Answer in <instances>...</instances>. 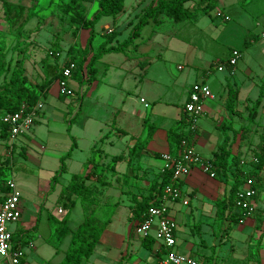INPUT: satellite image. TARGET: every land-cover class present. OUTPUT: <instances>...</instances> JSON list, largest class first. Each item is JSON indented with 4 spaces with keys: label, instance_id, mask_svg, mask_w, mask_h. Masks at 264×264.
I'll return each instance as SVG.
<instances>
[{
    "label": "crops",
    "instance_id": "1",
    "mask_svg": "<svg viewBox=\"0 0 264 264\" xmlns=\"http://www.w3.org/2000/svg\"><path fill=\"white\" fill-rule=\"evenodd\" d=\"M152 1L139 0L129 7L125 6L123 12L115 18L102 17L95 27L96 37L102 39L99 44L104 43L106 37L111 35L112 46L127 40L143 9ZM212 1L218 3V0ZM187 5L191 7L194 2ZM210 13H201L196 20L182 23L180 27L175 26L176 23L170 18L161 17V24L156 26L153 22L151 30L145 35L143 29L126 53H109L98 60L95 65L96 77L88 90L87 85L71 80V96L60 98V93H55L58 100L48 102L51 89L47 101H43L42 112L37 115L32 134L18 140L13 153L14 159L10 153L3 152V160L11 157L12 164H15L21 153L27 161L30 158L36 159L37 156L33 155L40 150L43 154L48 151L60 162L55 170H48L47 177L52 179L48 181L49 191L52 193L41 191L38 186L40 178L37 181L26 179L23 184L25 187L22 188L18 184L23 209L20 222L24 229L21 231L32 232V237L37 235L42 242L41 248L48 246L54 249V263L50 264H61L64 260L72 240V232L83 223L88 211L77 202L68 220L71 233L63 239L55 235L57 222L68 213L65 201L60 198L63 190L73 175L84 176L91 170H97L105 177L106 185L101 188L102 202L99 210L105 208V205H110L114 210L111 222L95 252L83 264H159L156 253L143 248L142 237L135 236L131 229V194L149 195L151 184L163 172V154L176 155L183 137H189L195 150L204 158L213 160L214 154L224 142L222 129L228 131L225 123L235 120V115L229 114L225 109L227 85H232L238 91L236 105L251 99L257 88L254 79L241 76L238 64L231 67L227 63L228 59L220 57L221 52L211 49L216 45L220 34L213 36L219 31L218 28L211 21L203 20ZM225 19L229 21L228 15ZM123 34L127 37L120 41L118 37ZM84 46L80 44V47ZM90 49L92 54L98 50L93 45ZM218 62L221 63L217 65ZM221 65L223 70L218 69ZM87 79L85 76V82ZM200 82L210 86L214 98L205 102L204 115L196 121L197 130L193 134L184 105L192 86ZM258 90L259 96L260 88ZM54 113L56 121L52 119ZM69 114L70 119L75 118L70 133L67 118ZM46 118L49 122L53 121L48 122L50 125L56 124V130L50 129L48 134L43 135L40 127ZM174 130L176 134L173 135ZM72 138L75 148L71 157L65 160V171L69 178L62 181L61 175L54 185L55 173L60 171L61 158L72 147ZM43 154H37V159ZM118 156H122V159L115 160ZM43 158L42 156V161ZM30 162L34 163V160ZM8 173L10 175L5 180L16 181L17 175L12 171ZM203 174L200 169L195 168L179 184L189 198L188 206L181 202H168L170 216L178 224L177 249L184 247L188 256H196L200 264H251L246 257L250 253L248 238L254 231V217L237 225L231 232L230 241L221 240L220 228L223 229L226 225L216 217V202L226 196L224 191L230 187H226L224 177L211 180ZM4 195L5 191L0 190V203L4 201ZM79 207L83 208L85 215H75ZM59 210L63 212L60 213ZM96 215L101 217L100 211ZM246 224H249L247 232ZM156 246L157 250L159 246ZM33 248L36 249L34 245ZM141 249L146 252L143 258L130 263L132 256ZM130 250L132 251L129 252ZM23 260L24 264H29L27 254ZM260 260L264 264V243L260 250Z\"/></svg>",
    "mask_w": 264,
    "mask_h": 264
},
{
    "label": "trees",
    "instance_id": "2",
    "mask_svg": "<svg viewBox=\"0 0 264 264\" xmlns=\"http://www.w3.org/2000/svg\"><path fill=\"white\" fill-rule=\"evenodd\" d=\"M6 0H4L5 2ZM32 2H38L39 0H29ZM126 0H69L68 2H57L55 5L58 8L60 15L66 16L70 19L72 25H74L73 35L77 36L82 31L88 32V39L86 45L82 48H70L71 60L67 62H61V56L55 51H51L46 58L42 60V69L44 75V81L41 84H32L29 78L26 76V68L22 59H17L15 65L12 66V59L6 62L7 54L0 51V78L3 77V83L0 85V142L4 143L5 153H10L13 158L12 150L10 152L9 146L6 142L9 139L10 127L3 123L2 116L6 113H16L25 104L29 107L36 106L39 102L46 100L52 87L58 82L67 80L68 78L64 75V71L69 67L71 63H75L76 66L72 69L71 80H77L80 85H87L88 90L90 84L95 80L96 77V62L100 60L105 54L109 53H126V51L134 44L136 39L140 37L141 31L144 27L153 21L156 26L161 24V17H168L176 24L187 23L192 20H196L201 13L209 14L214 8L215 4L212 0H153L149 6L143 9L142 14L138 18V22L133 27L130 37L120 43L117 46H112L113 35L106 37L104 43L100 45L98 50L92 54L90 46L92 45L96 31L95 27L102 17H117L123 12ZM194 2L191 7L186 6L187 3ZM98 4V10L92 17L88 15L87 4ZM14 8L18 15L21 14L22 8L16 5H10ZM34 6L28 13V19H32L37 16ZM9 20V16L7 15ZM22 31L19 30L16 35V44L12 50H21L20 38ZM258 41L257 36L251 37L246 41V45ZM221 63L218 62L217 65ZM223 64V63H222ZM225 64V63H224ZM85 76L87 84L85 82ZM227 101L225 103V109L229 114L235 115L236 102L238 101V91L234 89L232 85H227ZM264 96V85L260 88V93L257 100L254 103L253 108L250 111L249 123H254L257 116L258 108L263 101ZM67 95L60 91V98H65ZM71 111L72 108L70 109ZM39 114V113H38ZM67 116V115H66ZM70 114L67 116L69 118ZM69 133L71 132V124L75 118L68 119ZM246 128H241L239 131L243 132ZM224 131V142L218 148L217 152L213 157V170L216 174V178H223L227 172L234 166L241 168L243 161L235 158L232 154V144L236 137L239 135L238 131H233V137L230 136L229 132L225 128ZM247 131V130H246ZM176 134L174 130L173 135ZM178 134V133H177ZM179 135V134H178ZM151 137V132L149 134ZM73 144L70 150L61 158V170L54 178V185L61 177V174L66 170L65 160L70 158L75 148L74 138H72ZM135 148V147H134ZM137 148V146H136ZM4 159L3 153H0V190L8 192V188L5 185V171L12 164V159ZM115 160H121L122 156L114 158ZM236 159V160H235ZM253 170L256 176H259L264 171V136L261 138V144L259 151L254 154V160L252 161ZM172 171L165 170L153 181L149 188V195H135L131 194L130 207V222L132 223L131 229L134 231L147 217L148 210L155 205H158L163 196L164 189L169 185L171 181ZM95 179V181H93ZM93 181V182H92ZM245 180H236L229 188L228 193L222 200L216 202V217L219 221L225 224L223 228L224 232L221 234L222 239L224 235L229 234L237 225L243 224L247 219L245 212H237L235 210V204L237 194L243 186ZM105 177L98 173L97 170H91L86 175H73L69 184L64 188L61 195V200L65 201V205L68 209L66 216L57 222L58 228L55 231L60 239L65 238L71 233L68 227L69 215L73 207L77 202H80L87 211V216L83 223L77 228L76 231L72 232V240L67 250L64 260L61 264H83L87 261L95 252L96 247L106 229L108 224L111 222L110 218L105 220L101 219L96 215V208L100 206V196H102L101 188L105 186ZM253 200L257 203L258 196L255 191ZM89 207V209H87ZM14 243L16 245L21 244L24 246V236L14 234ZM156 239L149 235L142 238L141 245L143 248L150 252H155L159 260L163 258L166 253L164 248H158L156 250ZM21 264H24V260H21Z\"/></svg>",
    "mask_w": 264,
    "mask_h": 264
},
{
    "label": "rangeland",
    "instance_id": "3",
    "mask_svg": "<svg viewBox=\"0 0 264 264\" xmlns=\"http://www.w3.org/2000/svg\"><path fill=\"white\" fill-rule=\"evenodd\" d=\"M68 1L69 0H39L38 2H32L29 0H6L4 2V0H0V51L7 54L6 62H9L12 59L13 63L11 68H13L17 59L23 58L22 60L24 61V66L26 68V76L32 84L43 83L44 75L42 60L46 58L51 51H55L60 54V63L67 62L71 60L70 53H68L70 48L76 49L80 48V44L86 45L88 32H80L79 35L74 36V25H72L68 17L60 15V12L55 5L57 2L66 3ZM138 1L139 0H126L125 6L129 7L133 2ZM213 3L217 7L211 11L210 15H207L203 19L211 21L213 26L217 27L219 30L213 34V36L220 35L218 38L219 40L215 42L216 45L211 49L218 53L221 52L220 57L225 58V60L230 58L233 50L240 51L242 58L238 61L237 66L239 73L242 77L244 75L250 76L254 79V83H257V88H255L252 98L236 105L237 114H235V120L231 122L232 124L230 121L225 123L228 130L227 132H229L231 137H233L234 130L238 131L239 135L233 141L231 146L232 154L235 158H238L244 163L241 168H237L236 166L232 167L224 176V180L227 185L226 187H230L238 179L242 181L245 180L243 186L241 187L245 188L246 181L248 179H253L254 190L257 192L258 196L256 204L257 215L253 218L255 220V227L253 234L248 238L250 253L246 259L248 262H251V264H261L260 250L262 244L264 243V171H262L259 176H256L252 173L253 166L251 163L254 160V154L259 151L261 138L264 136V96L263 101L258 108L257 116L252 124L249 123V115L255 101L258 98V89L264 85V38L260 36L261 32L264 31V0H218V3L215 1H213ZM187 4L186 6H188ZM10 5H16L17 7L22 8L21 14L18 15L16 10L10 7ZM33 6L35 10L39 12L37 13V16L29 20L28 13ZM87 8L88 15L92 17L98 10V4H87ZM7 15L9 16V20ZM226 15H228L229 21H226ZM152 24L153 21H150L149 24H147L143 30V35L147 34L151 30ZM175 26L180 27L181 25L176 24ZM178 27H176L177 30ZM19 30L22 31V36L20 38L21 50L15 51L12 50V48L16 44L15 35ZM187 30L185 32H187ZM131 31L132 29L130 32ZM185 32L183 34H185ZM253 36H257L258 41L246 45V41L251 39ZM126 37L127 35L123 34V36H119L118 39L122 41ZM101 41V38L95 37L92 45L96 50L99 48V43ZM2 83L3 77L0 78V85ZM51 93L52 94H50L49 99L47 96L48 102L54 100L57 101L58 99L57 96H55V93H60V86L58 82L52 88ZM61 102L62 101L59 103L61 104ZM58 109L60 110V108ZM54 114L55 116L52 117V119L56 121V113ZM70 118L71 116L68 119ZM48 122L49 121L46 118L41 123L40 128L43 135L48 134L50 129L56 130L54 128L56 124L52 126L49 123H52L53 121ZM241 128L246 129H244L243 132H240L239 130ZM37 149L40 150L39 147H37ZM3 150L4 143L1 144L0 142V152L3 153ZM37 154H43V151L40 150ZM37 154L33 155L37 156L35 157L36 159L30 158V160H34L33 163L30 162V160L27 161L23 158L21 153V156L16 158L15 164H11V170L8 172L12 171L15 175H17L16 183L17 185L20 183L21 188L25 187L23 184L26 179L28 181H37L40 178L38 186L41 191H47V193L50 194L52 192L49 191L50 184L48 181H52V179H48L47 177L49 174L48 170H55L57 165H60V162L48 151L46 154L42 155L44 157L43 161L42 156L37 159ZM5 159L8 158L6 157ZM72 168H74V165ZM59 170H61V167ZM6 171L4 174L5 178L10 175V173ZM57 173H60V171L56 172L55 175H57ZM61 175L63 177L62 181L68 180L69 174H67L66 171H64ZM203 176L211 179V177L205 173ZM228 190L229 189L224 191V193L227 194ZM87 209H89V207H87ZM113 210L114 209L110 205H105V208L100 210L99 206L96 208V212L100 211V218L103 220L111 218ZM82 214L85 215L83 208L79 207L75 211V215L82 216ZM25 218L27 217L25 216ZM77 221L79 220L77 219ZM10 228L12 231L16 232V234H19L20 236L22 234V236H24V241L26 242L24 250L28 256L29 264L54 263V249L48 246L41 248L42 242L39 240L37 235L32 237V232L21 231L24 229L22 222L19 221L17 223H13L10 225ZM245 228L247 229V232L249 230V224H246ZM120 229L121 226H119L118 230ZM223 230L224 229L220 228L221 234L224 232ZM154 231L155 228H153L152 232ZM231 232L224 235L221 240L230 241ZM221 234H219L220 238ZM134 235L137 237L139 236L137 234V228L134 230ZM29 241L32 242L36 249L28 246L27 242ZM131 251L132 250L129 252ZM178 252L182 255L188 256V252L184 247L181 248V250H178ZM144 253L146 254L145 249H141L138 254L132 256L130 263H135L142 259ZM0 260L2 264H7L5 259L1 256ZM149 260L152 261V259Z\"/></svg>",
    "mask_w": 264,
    "mask_h": 264
},
{
    "label": "built area",
    "instance_id": "4",
    "mask_svg": "<svg viewBox=\"0 0 264 264\" xmlns=\"http://www.w3.org/2000/svg\"><path fill=\"white\" fill-rule=\"evenodd\" d=\"M260 36L264 38V31ZM241 58L240 51L233 50L227 63L234 68ZM75 66V63H71L65 69L64 75L68 79L59 83L60 91L65 93L67 97L73 94L69 82L71 81L72 69ZM218 69L223 70L224 67L221 65ZM213 98L214 94L208 84L200 82L192 86L188 101L184 105V111L189 117L190 131L193 134L197 130L196 121L204 115L205 102ZM141 101L145 102L144 99ZM146 106L149 105L146 103ZM43 108L42 102L34 107L24 104L18 112L6 113L2 116L3 123L10 127L9 139L6 142L10 152L14 150L20 138L32 134L37 115L42 112ZM162 159L164 161L163 171H172L171 181L164 189L161 202L148 210L147 217L137 227V234L142 238L149 235L153 236L159 248L166 250L159 264H200V260L196 256H185L178 252V224L170 216L168 202H181L184 206H188L189 198L179 186L181 180L188 177L195 168L200 169L211 178H216L212 165L213 160L204 158L199 154L189 137H183L180 140L176 155L165 153ZM253 184V179L246 181L245 188H241L237 194L235 204V210L245 212L248 218L257 215V203L253 200L255 195ZM5 185L8 192L4 195V201L0 203V256L10 264H21L26 253L24 246L14 243L15 232L11 230L10 225L22 219V194L14 179L6 180ZM59 212L62 213L63 211L59 210ZM153 228H155L154 232H152ZM27 243L30 248H33L32 242Z\"/></svg>",
    "mask_w": 264,
    "mask_h": 264
}]
</instances>
